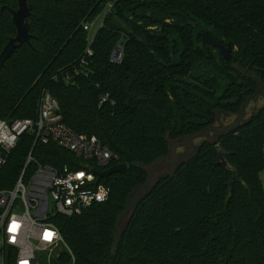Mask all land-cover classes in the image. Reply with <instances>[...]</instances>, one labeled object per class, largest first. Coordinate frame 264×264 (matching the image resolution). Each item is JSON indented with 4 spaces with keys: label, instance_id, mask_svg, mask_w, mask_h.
Wrapping results in <instances>:
<instances>
[{
    "label": "trees",
    "instance_id": "obj_1",
    "mask_svg": "<svg viewBox=\"0 0 264 264\" xmlns=\"http://www.w3.org/2000/svg\"><path fill=\"white\" fill-rule=\"evenodd\" d=\"M32 1L35 36L0 70V117L35 118L49 91L67 125L96 134L114 163L128 164L104 179V202L56 219L72 254L63 249L52 264H264V105L219 137L246 183H236L230 199L232 173L207 139L171 173L148 182L149 169L160 170L174 142L214 126L219 112L240 115L264 85V0ZM2 5L18 2L0 0V53L17 33ZM103 11L83 65L84 26ZM206 29L233 44L231 59L213 52L207 70L195 46L200 37L217 49L203 42ZM118 43L121 63L111 59ZM33 143L32 135L21 138L0 169V189L14 186ZM34 155L49 165L72 160L54 144L38 143ZM6 261L15 264L11 252Z\"/></svg>",
    "mask_w": 264,
    "mask_h": 264
},
{
    "label": "built area",
    "instance_id": "obj_2",
    "mask_svg": "<svg viewBox=\"0 0 264 264\" xmlns=\"http://www.w3.org/2000/svg\"><path fill=\"white\" fill-rule=\"evenodd\" d=\"M102 25L103 20L97 26L95 22L84 26L89 43L83 65H89L91 43ZM123 53L124 47L118 43L112 61L121 63ZM27 134L34 136V143L26 163L14 186L0 189V264H6L8 252L14 255L15 264H52L54 255L63 249L72 254L56 219L81 215L104 202L110 187L97 172L119 164L114 163V152L96 134L78 133L67 125L58 100L49 91L44 92L35 118L0 117V169ZM38 143L54 144L68 152L71 162L43 163L34 155ZM41 254L46 255L44 262Z\"/></svg>",
    "mask_w": 264,
    "mask_h": 264
},
{
    "label": "water",
    "instance_id": "obj_3",
    "mask_svg": "<svg viewBox=\"0 0 264 264\" xmlns=\"http://www.w3.org/2000/svg\"><path fill=\"white\" fill-rule=\"evenodd\" d=\"M18 7L14 8L8 5H2V9H8L12 14V21L14 22L17 33L15 36H12L9 38L8 42L3 47L1 53H0V70L6 66L7 61L13 56V54L24 44L30 43L31 38H33L35 35H33L30 32L31 28V18L33 15V1L32 0H17ZM202 40L204 43H209L211 46L218 49L219 53L222 55V57L225 60H230L232 57L233 52V44L232 41H230L228 44H224L221 40L217 39L215 36H213L208 29L204 30L202 32ZM260 94H264L263 91H258L253 96L247 97L245 103L243 104L240 112V117L237 122H235L232 126L228 128L223 129H216L214 127H210L208 129L199 131L195 134H192L187 140L185 141H177L174 143V148L177 144H184L187 141L191 140L194 137L201 136V135H207L213 130H219L220 134L216 137L214 140V143H216L215 150L218 155V164H221L225 167V169L232 173V177L229 181V188H228V199H230L233 195L234 186L236 183L246 184L244 179L241 177L239 169L237 166H235L228 158L229 151L223 146L221 142H219V137L221 134L230 133L232 131H235L239 125H241V120L243 119L245 108L249 102V100L252 97H256ZM170 157L166 156L165 159L169 160ZM173 160V158H172ZM128 168L127 163H121L116 164L109 169L103 171V172H97L99 175V178H107L113 175L116 172H121ZM149 169V167H147ZM151 178V177H150ZM148 179V182L150 180ZM124 214L121 215V217ZM120 217V218H121Z\"/></svg>",
    "mask_w": 264,
    "mask_h": 264
},
{
    "label": "rangeland",
    "instance_id": "obj_4",
    "mask_svg": "<svg viewBox=\"0 0 264 264\" xmlns=\"http://www.w3.org/2000/svg\"><path fill=\"white\" fill-rule=\"evenodd\" d=\"M103 17H104V11L102 13L98 14L91 22H95V26H97L102 22ZM94 32H95V30L93 29L92 33H94ZM195 46H197L199 48V50L201 49L206 56V59L199 58L200 62L203 64V67L205 68V70L213 69L212 65L208 61H211V57L213 56V52L215 55L221 56L220 54H218V50L214 49V50L210 51V49L208 48L207 45L202 44L200 37L199 38L196 37ZM218 60H219V57H218ZM259 84H260L259 85L260 91L264 92V85L261 82ZM263 105H264V94L258 95L255 100H250L249 103L247 104L246 108H245L243 119L241 120V123L245 122L252 114H254ZM217 115H218L217 123L214 126H212L216 129L228 128V127L232 126L235 122H237L239 117H240V115H229V114H225L222 112H219ZM219 134H220L219 130H213L207 135H201V136L194 137L184 144H177L174 148V151H173L174 146H172L171 147L172 148L171 154L173 156H175V159L171 160L172 157L170 155L169 160L165 159V161H163L162 163L159 164V166H162V167H160V170H158L156 168L152 169V167L149 169L151 172V178L149 180V186L151 185V183L155 182L160 177V175H159L160 173H171V171L174 169V167L177 165V163H179L182 159H185L188 156L192 155L194 153V151L196 150V148L200 145V143L203 140L207 139L210 141H214ZM188 138L189 137L184 138L182 140H178V141H185ZM174 143H173V145H174ZM178 153L180 154L179 157H177ZM261 179H262L263 185H264V170L261 172ZM149 186L147 185L146 188L141 187L139 189L138 193L136 194V196L132 199L131 204H133L134 201L136 200V198L139 197L140 195H142L144 193V191ZM125 222H126V216L120 222V229L124 227ZM58 254H55V255H58ZM41 256L43 257L42 261L44 262L46 255L41 254Z\"/></svg>",
    "mask_w": 264,
    "mask_h": 264
},
{
    "label": "flooded vegetation",
    "instance_id": "obj_5",
    "mask_svg": "<svg viewBox=\"0 0 264 264\" xmlns=\"http://www.w3.org/2000/svg\"><path fill=\"white\" fill-rule=\"evenodd\" d=\"M171 157L173 158V160L175 159V156H173L172 154H171ZM172 160V159H171Z\"/></svg>",
    "mask_w": 264,
    "mask_h": 264
}]
</instances>
